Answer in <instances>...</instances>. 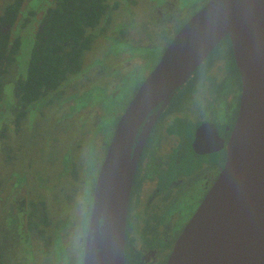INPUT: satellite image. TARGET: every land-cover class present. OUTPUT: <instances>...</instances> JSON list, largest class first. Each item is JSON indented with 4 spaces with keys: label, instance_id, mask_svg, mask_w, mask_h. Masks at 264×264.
Returning <instances> with one entry per match:
<instances>
[{
    "label": "water",
    "instance_id": "water-1",
    "mask_svg": "<svg viewBox=\"0 0 264 264\" xmlns=\"http://www.w3.org/2000/svg\"><path fill=\"white\" fill-rule=\"evenodd\" d=\"M225 35L240 78L236 120L223 166L166 264H264V0H208L176 31L139 84L117 120L98 172L82 264H123L133 170L156 115L143 123L130 154L135 132Z\"/></svg>",
    "mask_w": 264,
    "mask_h": 264
},
{
    "label": "rangeland",
    "instance_id": "rangeland-1",
    "mask_svg": "<svg viewBox=\"0 0 264 264\" xmlns=\"http://www.w3.org/2000/svg\"><path fill=\"white\" fill-rule=\"evenodd\" d=\"M207 1L106 0L107 4L115 7L91 29L93 40L89 49L82 54L79 71L67 76L62 82L69 85L56 96L49 93L30 102L28 112L17 132L13 134L14 129L9 128L7 148H0V173H3L7 192L12 194L21 188L22 194L28 198L44 195L43 205L48 215H61L63 212L62 215L68 214L69 218H73L74 206L63 200L65 177L69 175L66 158L70 151L72 156L76 153L79 158L85 148H91L90 141L94 134H100L101 145L107 141L117 117L138 85L152 70L173 35ZM8 2L0 0V14ZM51 4L52 0H25L20 8L19 17L10 31L20 40L11 67L15 81L25 75L36 30L35 24L40 23L45 8ZM27 8L33 14L25 25L17 26L19 18L25 16ZM223 50V43H218L197 66L178 89L170 111L179 109L188 112L192 117L201 112L198 107L191 111L188 108L192 105L198 106L202 97H206L204 90L207 92L206 87H211L212 80L209 81L208 78L214 72L213 62L218 57H224ZM229 56L228 51L224 57H227L224 60L226 71L230 69ZM13 83L10 78L2 81L1 107H6L14 99ZM160 126L154 131L153 138L159 133ZM186 130L187 127L184 126L182 131ZM102 152V146L93 147L87 152L93 164L95 163L92 166L93 173L103 156ZM207 161L208 159L203 161L201 166L206 167ZM196 166L194 163L191 167L186 166L190 168V181L187 182L184 193L176 197L177 205L168 208L170 211H167V215H175L174 226L192 212L194 201L185 202L186 199H193L202 188L196 183L199 176L196 178L193 175L198 170H195ZM208 172L211 170L206 171ZM87 184L88 178L84 182V185ZM137 188L136 184L134 190L137 191ZM131 208L134 211L135 205L132 204ZM174 208L176 212L173 211ZM82 216H79V222H82ZM59 225H55L59 230L58 235H54V230L50 233L52 247L48 253L42 251L40 246L31 249L32 244L40 242L33 235H26L20 240V249L14 253L21 258V264H27L28 261L29 264H67L72 253L71 264L78 263L80 244L75 241V235H65ZM67 227L71 228L69 223ZM178 227L179 225L175 226Z\"/></svg>",
    "mask_w": 264,
    "mask_h": 264
},
{
    "label": "flooded vegetation",
    "instance_id": "flooded-vegetation-1",
    "mask_svg": "<svg viewBox=\"0 0 264 264\" xmlns=\"http://www.w3.org/2000/svg\"><path fill=\"white\" fill-rule=\"evenodd\" d=\"M24 2L25 0L21 7H23ZM31 14H33L32 10L27 8L25 16L19 18L17 26L25 25ZM17 17H19V13ZM12 26L5 25L4 27L0 26V28L10 33ZM38 26L39 22H36V30ZM88 32L92 35L93 40V31L88 30ZM10 37L17 36L10 33ZM220 42L224 45V57L228 51L230 53L228 64L232 71L228 69V72L224 69L228 56L226 58L223 56L222 58L218 57L213 62L214 72L208 78L209 81L212 80L211 87L208 85L206 87L208 91L205 92L204 90L206 97H202L200 103H197L198 106L192 105L188 108L191 111L198 107L201 108V112L192 117L188 112H182L179 109L170 111V106L178 94L177 91L184 82L175 89L162 107L159 103L149 110L135 132L134 140L130 146V154L133 153L138 142L137 137L143 129V123L148 121V116L156 115L145 131L133 170L126 208L123 264H166L176 238L195 212L223 166L225 147L237 116L241 86L228 36L222 37L216 45ZM13 63L2 77V81L4 78H10L14 81V99L6 107L0 106V148L3 150L7 148L6 140L9 138V128L14 129L13 134L17 132L21 121L28 112L30 103L18 100L15 94L16 81L11 68ZM69 75H72V73L66 75V77ZM62 82L54 90L43 92L40 97L49 93L51 96H56L58 93L63 92L69 84L66 82L62 84ZM1 95L2 84L0 98ZM1 102L2 100H0ZM121 113L114 122L113 128L110 129V135L104 144L101 145L100 134H94L92 141H90L91 148H85L79 158L76 153L72 156L70 151V155L66 158L67 164H69V175L64 176V186L66 187L63 200L74 206L73 218H69L68 214L62 215L63 212H61V215H55V213L54 216L48 215L45 205H43L44 195L39 194L40 196L38 195L37 198H28V196L22 194L21 188L9 194L7 188H4L3 173H0V264H21V258H18L14 251L20 249V240L25 238L26 235H33L36 241H40L32 244L31 249L40 246L42 251L48 253L52 247V235L50 233L54 230V235L59 234L56 224H60L59 228L63 230L65 235H75V241L80 244L77 264H82L83 246L94 198L96 179ZM4 114H6L5 117H3ZM221 115H223L222 118ZM159 125H161L160 131L153 138L154 131ZM184 126L187 127V130L183 132ZM100 146L103 148V156L100 162L96 164V170L93 173L92 166L95 163L93 164L87 152L93 147L99 148ZM86 155L90 164L86 162ZM206 159H208V165L206 167L201 166ZM192 163L197 165L195 170H198L193 175L196 178L199 176L196 183L200 184L202 188L193 199H186L185 202L194 201V207L188 216L186 215L175 224V226L179 225L178 228H175L173 224L175 215L168 216L167 211H170L168 208L171 205H177L175 204L176 197L184 193L183 190L187 182L190 181V168H186V166L191 167ZM207 170H211V172L206 173ZM86 178H88L89 184L84 185ZM136 184L137 191L134 190ZM39 191L41 192V190ZM132 204L135 205L134 211L131 208ZM173 211L176 212V208ZM80 215H83L82 222L78 220ZM67 223L70 224L71 228L67 227ZM72 258L73 253L70 255V261H67V264H71ZM27 264H29V261Z\"/></svg>",
    "mask_w": 264,
    "mask_h": 264
},
{
    "label": "trees",
    "instance_id": "trees-1",
    "mask_svg": "<svg viewBox=\"0 0 264 264\" xmlns=\"http://www.w3.org/2000/svg\"><path fill=\"white\" fill-rule=\"evenodd\" d=\"M24 0H10L0 15V26H12ZM115 5L106 0H52L34 34L25 75L15 82L20 101H34L54 90L80 69L81 55L90 47L93 29ZM20 40L0 28V89L2 77L14 62Z\"/></svg>",
    "mask_w": 264,
    "mask_h": 264
}]
</instances>
